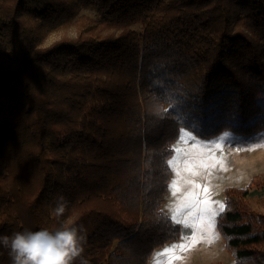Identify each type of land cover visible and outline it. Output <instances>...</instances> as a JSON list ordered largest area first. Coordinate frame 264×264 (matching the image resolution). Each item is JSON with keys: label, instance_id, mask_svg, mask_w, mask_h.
Masks as SVG:
<instances>
[{"label": "trees", "instance_id": "obj_1", "mask_svg": "<svg viewBox=\"0 0 264 264\" xmlns=\"http://www.w3.org/2000/svg\"><path fill=\"white\" fill-rule=\"evenodd\" d=\"M182 129L264 132V0H0V235L82 226L86 264H148L180 235L161 206ZM259 185L224 190L235 264H264Z\"/></svg>", "mask_w": 264, "mask_h": 264}, {"label": "rangeland", "instance_id": "obj_2", "mask_svg": "<svg viewBox=\"0 0 264 264\" xmlns=\"http://www.w3.org/2000/svg\"><path fill=\"white\" fill-rule=\"evenodd\" d=\"M81 15L95 14L81 9L71 26L51 33L44 45L64 35L75 38V22ZM172 148L168 160L172 175L161 209L179 225L180 235L155 249L148 264H235L216 228L217 217L224 208L225 189L249 185L259 190V183L264 185V132L253 136L223 132L202 140L182 129ZM0 173L5 174L1 164ZM263 199L264 195L251 198L250 207L264 213Z\"/></svg>", "mask_w": 264, "mask_h": 264}, {"label": "clouds", "instance_id": "obj_3", "mask_svg": "<svg viewBox=\"0 0 264 264\" xmlns=\"http://www.w3.org/2000/svg\"><path fill=\"white\" fill-rule=\"evenodd\" d=\"M67 208L63 196L58 197L52 215L62 217ZM83 227L61 226L55 230L46 228L37 231H17L11 236L0 235V246L9 250L11 264H86L82 259Z\"/></svg>", "mask_w": 264, "mask_h": 264}, {"label": "crops", "instance_id": "obj_4", "mask_svg": "<svg viewBox=\"0 0 264 264\" xmlns=\"http://www.w3.org/2000/svg\"><path fill=\"white\" fill-rule=\"evenodd\" d=\"M176 224V223H175Z\"/></svg>", "mask_w": 264, "mask_h": 264}]
</instances>
